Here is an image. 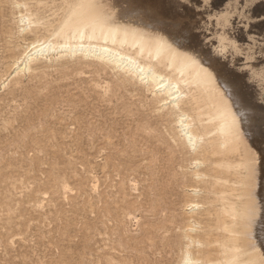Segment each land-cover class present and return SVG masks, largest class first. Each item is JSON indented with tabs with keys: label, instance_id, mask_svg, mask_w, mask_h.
<instances>
[{
	"label": "rangeland",
	"instance_id": "374dc122",
	"mask_svg": "<svg viewBox=\"0 0 264 264\" xmlns=\"http://www.w3.org/2000/svg\"><path fill=\"white\" fill-rule=\"evenodd\" d=\"M114 1L125 20L215 57L225 88L245 99L264 167V83L254 73L264 66V0ZM23 2L0 0V264H181L187 231L222 230L215 215L190 213L194 191L206 190L178 118L97 58L39 57L27 69L34 47L64 41L69 10L66 0ZM21 14L41 23L23 31ZM223 35L238 50L223 48ZM69 40L105 43L86 32Z\"/></svg>",
	"mask_w": 264,
	"mask_h": 264
},
{
	"label": "bare ground",
	"instance_id": "6f19581e",
	"mask_svg": "<svg viewBox=\"0 0 264 264\" xmlns=\"http://www.w3.org/2000/svg\"><path fill=\"white\" fill-rule=\"evenodd\" d=\"M10 1L18 7L27 6L23 0ZM66 1L69 11L61 33L64 41L38 44L29 55L26 68L30 69L31 62L39 57L81 54L103 60L151 88L154 96L163 101L162 109L178 118L180 139L196 161L192 172L206 190L204 194L194 191L196 203L191 205L190 213L215 215L217 228L222 230L215 238L211 237L212 229L187 231L188 243L181 264H264L263 160L247 135L245 99L225 88L211 62L215 57L178 44L163 29L125 20L121 13L127 8L122 6L117 11L114 0ZM18 23L26 31L41 22L32 15L21 14ZM85 32L105 43L69 40L76 33ZM220 40L223 48H239L229 36L223 35ZM128 46L135 49L131 51ZM24 69L19 67L18 72ZM254 73L264 83V66ZM259 90L263 95L264 88ZM238 153L243 155L240 161L235 159ZM231 172L241 174L233 184ZM234 191L239 192L237 197ZM214 205L220 207L213 212Z\"/></svg>",
	"mask_w": 264,
	"mask_h": 264
}]
</instances>
